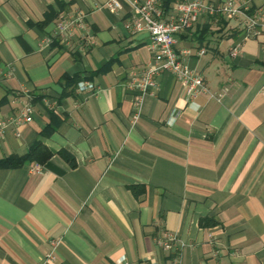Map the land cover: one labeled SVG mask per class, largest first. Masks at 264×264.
<instances>
[{
  "label": "crops",
  "instance_id": "obj_1",
  "mask_svg": "<svg viewBox=\"0 0 264 264\" xmlns=\"http://www.w3.org/2000/svg\"><path fill=\"white\" fill-rule=\"evenodd\" d=\"M106 1L0 0V161L30 153L0 166V264H264V0H201L243 13L175 33L195 97L170 70L131 85L153 50L128 0ZM176 2L157 0L163 19Z\"/></svg>",
  "mask_w": 264,
  "mask_h": 264
},
{
  "label": "built area",
  "instance_id": "obj_2",
  "mask_svg": "<svg viewBox=\"0 0 264 264\" xmlns=\"http://www.w3.org/2000/svg\"><path fill=\"white\" fill-rule=\"evenodd\" d=\"M128 2L132 10L130 20L126 23V26L136 31L145 30L153 50L151 59L140 72L137 81L133 82L132 80L131 85L140 93L149 92L156 85L155 76L161 71L170 70L182 81L190 97H195L200 91H206L207 87L203 76L196 73L179 59V55L174 49V35L193 26L203 14L235 16L243 13V10L234 4L233 1H228L223 6H220L214 3H204L201 0H177L175 4L176 17L165 20L162 18V11L157 4V0H145L143 2L128 0ZM106 6L112 11L120 8L117 0H107ZM85 15V12L76 11L63 16L56 22L61 46H69L70 38L75 30L84 28ZM257 24L258 16H246L245 27L247 32H254ZM88 41L93 43V38L88 37ZM238 51V46H234L231 54L236 55ZM203 52L204 50L201 49L200 53ZM32 113V106L27 102L23 105L19 115L13 122L17 124L29 122L32 119ZM38 167L36 166V169ZM173 240L174 236L168 234L164 239H159L158 241L163 248L168 249L171 248Z\"/></svg>",
  "mask_w": 264,
  "mask_h": 264
},
{
  "label": "trees",
  "instance_id": "obj_3",
  "mask_svg": "<svg viewBox=\"0 0 264 264\" xmlns=\"http://www.w3.org/2000/svg\"><path fill=\"white\" fill-rule=\"evenodd\" d=\"M39 144L34 145V147L31 148V150H33L34 148H36ZM31 152V151H30ZM28 156H30V153L28 155H24V156H11L8 157L6 159H3L0 161V166H19L22 161L27 158Z\"/></svg>",
  "mask_w": 264,
  "mask_h": 264
}]
</instances>
